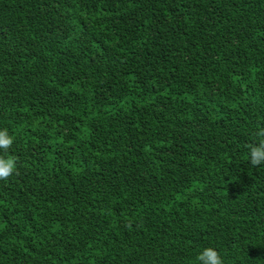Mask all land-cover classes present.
Returning <instances> with one entry per match:
<instances>
[{"label":"trees","instance_id":"obj_1","mask_svg":"<svg viewBox=\"0 0 264 264\" xmlns=\"http://www.w3.org/2000/svg\"><path fill=\"white\" fill-rule=\"evenodd\" d=\"M264 0H0V264H264Z\"/></svg>","mask_w":264,"mask_h":264},{"label":"clouds","instance_id":"obj_2","mask_svg":"<svg viewBox=\"0 0 264 264\" xmlns=\"http://www.w3.org/2000/svg\"><path fill=\"white\" fill-rule=\"evenodd\" d=\"M258 143L246 145L248 149V163L252 167L264 164V128L255 134ZM13 144V137L8 135L7 129L0 130V150L7 153ZM16 173V159L0 155V180H8ZM196 264H224L220 254L213 248H205L195 258Z\"/></svg>","mask_w":264,"mask_h":264}]
</instances>
